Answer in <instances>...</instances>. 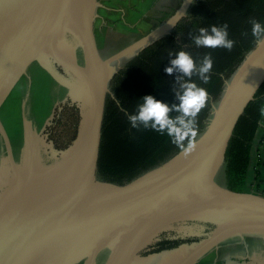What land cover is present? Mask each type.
<instances>
[{"label": "water", "instance_id": "obj_1", "mask_svg": "<svg viewBox=\"0 0 264 264\" xmlns=\"http://www.w3.org/2000/svg\"><path fill=\"white\" fill-rule=\"evenodd\" d=\"M195 0L103 57L99 0H0V264H196L246 242L264 264V195L216 176L264 83V42L247 54L195 137L119 184L98 177L113 63L169 34Z\"/></svg>", "mask_w": 264, "mask_h": 264}, {"label": "trees", "instance_id": "obj_2", "mask_svg": "<svg viewBox=\"0 0 264 264\" xmlns=\"http://www.w3.org/2000/svg\"><path fill=\"white\" fill-rule=\"evenodd\" d=\"M253 19L264 25V0H195L188 15L169 34L138 51L134 60L114 77V96L110 95L106 101L98 163L100 177L124 184L181 150L166 134L133 129L126 113H134L146 95L178 103L171 91L175 77L164 71L170 66L169 53L174 58L179 51H187L198 64L210 54L213 69L209 83L192 77L209 93V100L197 117L198 132L211 113L213 102L223 93L226 80L257 44L252 36ZM225 23L229 25V38L235 41L231 51L197 48L190 38L198 35L200 28ZM263 114L264 83L238 121L227 149L224 167L227 187L232 190L246 191L254 141Z\"/></svg>", "mask_w": 264, "mask_h": 264}, {"label": "clouds", "instance_id": "obj_3", "mask_svg": "<svg viewBox=\"0 0 264 264\" xmlns=\"http://www.w3.org/2000/svg\"><path fill=\"white\" fill-rule=\"evenodd\" d=\"M251 24L252 36L258 42H264V25L255 19ZM190 38L197 48H224L231 51L235 43L229 38V25L226 23L222 26L212 25L210 29L200 28L199 34ZM169 65L164 71L175 77L171 91L178 103L170 104L153 95H146L142 98L143 102L137 105L136 111L126 113V116L133 129H151L166 134L187 155L195 148L197 117L209 100L207 89L199 86L192 77L197 76L203 84L209 83L213 59L208 54L198 64L191 53L179 51L174 58L169 53ZM172 113L177 115L173 116ZM185 141H188L187 146Z\"/></svg>", "mask_w": 264, "mask_h": 264}, {"label": "rangeland", "instance_id": "obj_4", "mask_svg": "<svg viewBox=\"0 0 264 264\" xmlns=\"http://www.w3.org/2000/svg\"><path fill=\"white\" fill-rule=\"evenodd\" d=\"M99 1L101 2V5L97 9L96 37L98 40L99 48L101 49L100 52L103 57H108L116 53L120 49L131 44L133 41L144 36L152 29H155L160 25H162L163 23L167 22L175 14V12L173 13L164 12L165 15L163 16L156 17V15L155 16L153 15V18H151L150 16H148L149 13H147L146 15H143V17H141L142 15L141 14L137 18H133V16H131L130 14L133 11H138L139 9L135 8V5L132 3L131 0H129L127 4H125V2L122 3L119 2L114 4L113 6L111 5L113 8H119L118 10L105 8L102 4H104L107 0H99ZM149 10L151 11L152 9ZM163 11L164 9L160 10L159 13ZM143 21L146 22L143 23ZM127 30L132 31V33L130 34L121 33V32H127ZM99 36H101V38ZM137 53L138 51L129 56L123 57L119 61L113 63L112 78L110 81V89L112 92L114 90L113 89L114 77L119 73L120 70L125 68L128 64H130L134 60ZM230 79L231 77L228 78L226 81H229ZM109 97L110 95L107 97V99ZM220 97L213 102L212 110L216 105V103L218 102V100L220 99ZM98 177L99 179L110 181L108 179H103L99 175ZM216 180L220 185L227 187L225 167H223L221 171L218 173V175L216 176ZM246 191L248 192L252 191L249 185H246ZM253 192L258 193V191L256 190H253Z\"/></svg>", "mask_w": 264, "mask_h": 264}, {"label": "crops", "instance_id": "obj_5", "mask_svg": "<svg viewBox=\"0 0 264 264\" xmlns=\"http://www.w3.org/2000/svg\"><path fill=\"white\" fill-rule=\"evenodd\" d=\"M131 1L135 5V8L139 10L133 11L130 15L133 16V18H137L141 14V17H143V15H146L147 13H149L148 16L150 17H153L154 13V16L156 15V17H158L165 15L164 12H176L184 0ZM119 2H125V4H127L129 0H107L102 5L107 9L118 10L119 8H113L112 6ZM149 9L152 10L150 11ZM162 9H164V11L159 13ZM145 22L146 21H143V23ZM121 33L130 34L132 31L127 30V32ZM99 37L101 38V36ZM247 185H249L252 191H260L259 193H263L264 195V114L254 141ZM247 256L248 248L246 242L231 243L213 249L211 252L201 258L196 264H245Z\"/></svg>", "mask_w": 264, "mask_h": 264}, {"label": "flooded vegetation", "instance_id": "obj_6", "mask_svg": "<svg viewBox=\"0 0 264 264\" xmlns=\"http://www.w3.org/2000/svg\"><path fill=\"white\" fill-rule=\"evenodd\" d=\"M154 14H155V13H154ZM154 14H153V15H154ZM151 18H153V17H151ZM151 21H152V19H151ZM95 28H96V27H95Z\"/></svg>", "mask_w": 264, "mask_h": 264}, {"label": "built area", "instance_id": "obj_7", "mask_svg": "<svg viewBox=\"0 0 264 264\" xmlns=\"http://www.w3.org/2000/svg\"><path fill=\"white\" fill-rule=\"evenodd\" d=\"M258 194H261V193L258 192ZM261 195H263V194H261Z\"/></svg>", "mask_w": 264, "mask_h": 264}]
</instances>
